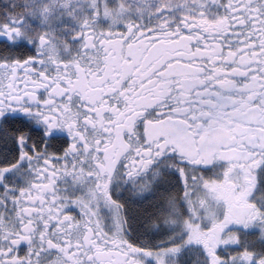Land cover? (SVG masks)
<instances>
[{
  "label": "snow or ice",
  "instance_id": "obj_1",
  "mask_svg": "<svg viewBox=\"0 0 264 264\" xmlns=\"http://www.w3.org/2000/svg\"><path fill=\"white\" fill-rule=\"evenodd\" d=\"M0 264H264V0H0Z\"/></svg>",
  "mask_w": 264,
  "mask_h": 264
}]
</instances>
